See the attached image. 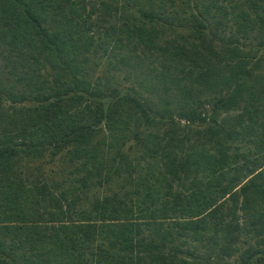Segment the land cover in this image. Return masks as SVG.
<instances>
[{
    "label": "trees",
    "instance_id": "16d2710c",
    "mask_svg": "<svg viewBox=\"0 0 264 264\" xmlns=\"http://www.w3.org/2000/svg\"><path fill=\"white\" fill-rule=\"evenodd\" d=\"M0 264H264V0H0Z\"/></svg>",
    "mask_w": 264,
    "mask_h": 264
}]
</instances>
